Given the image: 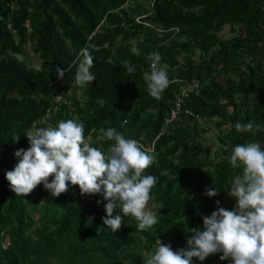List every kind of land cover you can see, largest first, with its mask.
Here are the masks:
<instances>
[{"label":"trees","instance_id":"1","mask_svg":"<svg viewBox=\"0 0 264 264\" xmlns=\"http://www.w3.org/2000/svg\"><path fill=\"white\" fill-rule=\"evenodd\" d=\"M127 3L0 0V264H146L158 239L174 251L186 248L187 227L202 229V217L235 206L228 193L242 168L232 167V148L255 141L264 149V131L235 128L264 125V0ZM225 26L228 37L220 35ZM27 42L40 60L37 69L18 58ZM84 48L94 57L96 81L79 87ZM152 52L161 55L170 81L160 100L143 79ZM56 67L66 69L63 80ZM192 80L198 88L181 104L191 115L180 112L166 122ZM68 119L84 122L93 147L113 143L97 141L109 128L145 150L152 144L155 160L143 173L158 177L149 201L158 223L151 229L138 230L128 215L112 233L101 219L106 201L75 185L58 197L42 184L27 196L10 189L5 173L18 162L14 152L30 146L25 134ZM213 186L219 193L209 198ZM114 214L123 215L119 208ZM220 255L194 257L192 264H231Z\"/></svg>","mask_w":264,"mask_h":264},{"label":"clouds","instance_id":"2","mask_svg":"<svg viewBox=\"0 0 264 264\" xmlns=\"http://www.w3.org/2000/svg\"><path fill=\"white\" fill-rule=\"evenodd\" d=\"M79 57L75 84L85 87L96 81L91 71L94 57L87 48L80 50ZM148 59L150 67L143 79L149 95L160 100L170 84L168 73L158 52H152ZM111 62L109 58L108 63ZM123 66L128 73L135 71L128 60L123 61ZM55 72L63 80L66 69L56 67ZM235 128L253 134L264 131V125L255 121L244 125L237 122ZM101 133L97 141H113L106 150L86 142L84 122L76 119L30 130L25 134L30 146L14 152L18 162L5 173L10 189L16 195L27 196L42 184L53 197H58L68 191L69 184L75 185L82 195L99 194L106 201L101 219L112 233L121 228L122 218L128 215L138 221V230L147 231L158 223L157 210L149 203L158 177L143 173L155 156L149 154L152 150H145L137 140L126 138L114 128L101 129ZM230 163L233 168H242L228 193L235 200L233 209L217 207L202 217V229L187 227L186 248L174 251L171 244L158 239L146 264H192L194 257L204 261L216 253H222L219 259L230 260L231 264H264V149L255 141L236 145ZM218 193L213 186L205 195L211 198ZM216 204L219 206L220 201ZM117 208L123 215L114 214Z\"/></svg>","mask_w":264,"mask_h":264},{"label":"rangeland","instance_id":"3","mask_svg":"<svg viewBox=\"0 0 264 264\" xmlns=\"http://www.w3.org/2000/svg\"><path fill=\"white\" fill-rule=\"evenodd\" d=\"M129 4H130V0H129V3H127V5H129ZM138 19L139 18H137V20ZM220 35H223L224 37L230 36L229 29L227 26H225L223 28V30L220 32ZM18 58L20 60H24V62L26 63V65L28 67H31L34 69H37L39 67L40 60L38 59L37 55L32 52L30 43H28V42L24 45L23 55L18 56ZM201 126H203V125H201ZM212 130H213V128H211L210 134L214 133V131H212ZM34 216H35V218H37V214H35ZM147 254L151 255L152 252H148Z\"/></svg>","mask_w":264,"mask_h":264},{"label":"built area","instance_id":"4","mask_svg":"<svg viewBox=\"0 0 264 264\" xmlns=\"http://www.w3.org/2000/svg\"><path fill=\"white\" fill-rule=\"evenodd\" d=\"M197 88H198L197 81L192 80L185 84V87L181 90L178 100L175 102L174 110L171 112L169 118L166 119V122L174 119L175 116L178 115L180 112H183L184 114L187 115H191V113L188 110H181L182 109L181 104L183 99L187 97L189 93L194 92ZM146 150L147 151L152 150V144L149 147H147Z\"/></svg>","mask_w":264,"mask_h":264}]
</instances>
